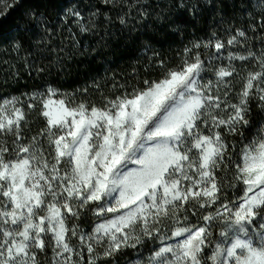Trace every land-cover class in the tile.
<instances>
[{
  "label": "snow or ice",
  "instance_id": "snow-or-ice-1",
  "mask_svg": "<svg viewBox=\"0 0 264 264\" xmlns=\"http://www.w3.org/2000/svg\"><path fill=\"white\" fill-rule=\"evenodd\" d=\"M257 6L264 10V0ZM149 7L141 0H70L59 19L75 40L73 26L99 35V24H111L107 13L115 12L127 28L133 11L144 19ZM172 7L195 17L202 6L174 0ZM157 19H166L163 11ZM16 27L25 36L42 31L37 48L50 49L59 26L31 7ZM249 29L262 33L264 46L260 15L247 28H226V40L213 32L186 47L175 68L159 60V78L103 107H70L52 88L0 99V264H110L126 249L149 252L137 264H264V47L254 50ZM237 46L243 54L227 51ZM11 48L20 52L23 39ZM202 48L215 50L207 64ZM225 51L228 64L213 69L215 83L205 81ZM253 105L262 117L255 129ZM32 109L45 127L25 142ZM229 188L239 194L230 197ZM89 213L99 221L90 233L69 226Z\"/></svg>",
  "mask_w": 264,
  "mask_h": 264
},
{
  "label": "trees",
  "instance_id": "trees-1",
  "mask_svg": "<svg viewBox=\"0 0 264 264\" xmlns=\"http://www.w3.org/2000/svg\"><path fill=\"white\" fill-rule=\"evenodd\" d=\"M69 2L21 0L12 8L8 5L13 0H3L0 4V12H7L6 16H0V99H19L22 93L40 96L52 88L59 91L69 104L103 107L107 101L143 87L144 80L159 78L162 71L159 60H164L167 67L175 68L181 63L186 47L191 48L197 42L203 44L213 32L226 40L230 35L226 28H247L253 17L264 15V10L257 6V0H199L202 7L195 17L185 9L172 7L174 0H141L151 5L149 15L144 19L133 11L135 19L126 28L118 23L115 12H109L107 15L112 17V23L99 24V35L79 34L73 26L72 32L77 33L73 40L59 19L61 10ZM97 6L102 10L105 8L101 4ZM31 7L45 12L54 28L59 26L51 37L50 49L43 45L37 48L36 41L44 39L42 31L33 29L27 36L17 31L16 26L22 21L23 13ZM161 11L166 16L162 22L157 19V13ZM103 19V16L98 17V20ZM105 29L108 31L106 36ZM261 34L259 30L253 33L249 29V37H255L249 41L255 45L254 50L264 47L258 39ZM18 36L23 39L24 48L17 53L12 51L11 43ZM200 51L201 59H205L215 50L202 48ZM227 51L243 54L245 48L237 46ZM227 51L223 52L225 59L221 65L228 64ZM236 66L240 68V62H236ZM36 68L43 71L37 72ZM247 70L242 69L243 72ZM215 79L213 76V81ZM232 83L238 92L242 80L237 78ZM232 102H235V98ZM27 111L25 142L45 127L43 117L37 115L38 109ZM253 113L255 129L262 117L256 115L255 105ZM253 129L248 131L249 137ZM230 140L235 142L233 138Z\"/></svg>",
  "mask_w": 264,
  "mask_h": 264
},
{
  "label": "rangeland",
  "instance_id": "rangeland-1",
  "mask_svg": "<svg viewBox=\"0 0 264 264\" xmlns=\"http://www.w3.org/2000/svg\"><path fill=\"white\" fill-rule=\"evenodd\" d=\"M211 56V55H209ZM207 56L204 60L206 61V64H207V60H208V57ZM224 56V55H223ZM225 59V58H224ZM224 59L220 60V61H214L212 63V65L210 66V70L209 72L207 73V75L205 76V81L207 80H212L213 81V69L215 68H218L221 66L222 62L224 61ZM226 62H228V60L226 59ZM213 83H215V81H213ZM56 90V89H54ZM57 96L55 97L56 99H64L63 95L57 91ZM67 102V101H66ZM68 105L70 107H76L77 105H73V104H69ZM228 190V191H227ZM228 195L232 198H234L235 195H238L239 193H235L233 189H226ZM99 221L94 217L92 216L91 213L88 214V216L86 218H84V222L82 223L81 221L79 220H76V221H70L69 222V226H71L72 223H76V224H79L80 226V229L84 232H88L90 233L92 231V228L94 227V225L96 223H98ZM218 231V229H217ZM71 243L79 248V243L78 241L75 239V238H72L71 240ZM100 249H98L99 251ZM125 255H117L116 257H114L112 259V261H110V264H137V261H143L145 257H147L149 255V252L146 251V250H143V255L141 256L136 250H133V249H126L125 250ZM48 257H51V252H49L48 254ZM86 255V253H85ZM43 259V257H42Z\"/></svg>",
  "mask_w": 264,
  "mask_h": 264
}]
</instances>
